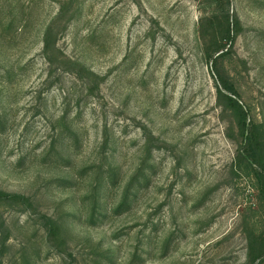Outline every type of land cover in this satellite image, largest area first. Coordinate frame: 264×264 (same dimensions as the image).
<instances>
[{"label":"rangeland","instance_id":"obj_1","mask_svg":"<svg viewBox=\"0 0 264 264\" xmlns=\"http://www.w3.org/2000/svg\"><path fill=\"white\" fill-rule=\"evenodd\" d=\"M219 77L264 140V0H0V264H264Z\"/></svg>","mask_w":264,"mask_h":264},{"label":"trees","instance_id":"obj_2","mask_svg":"<svg viewBox=\"0 0 264 264\" xmlns=\"http://www.w3.org/2000/svg\"><path fill=\"white\" fill-rule=\"evenodd\" d=\"M222 0H209V4L220 3ZM217 19L216 16H210L205 18L208 26L214 31V23ZM225 30L226 37L221 36L217 37L213 42L205 43L203 45V55L207 57L212 63H216L217 58L227 54L228 50H225L224 39H233V36L230 35L229 22ZM214 33V32H213ZM219 85L216 87V98L218 103L226 110H228L233 117L234 123L238 129L239 134L244 137V147L238 152L237 157L243 156L247 158L249 164L254 166L264 168V140L260 137L254 135L252 129L246 127V115L242 109L240 102L237 100V93L227 78L218 79ZM256 179L259 181V186L262 190V196H264V172H256ZM22 195L10 194L0 190V200H18L24 199ZM250 244L256 240L255 235L252 233L249 238ZM261 264V263H255Z\"/></svg>","mask_w":264,"mask_h":264}]
</instances>
